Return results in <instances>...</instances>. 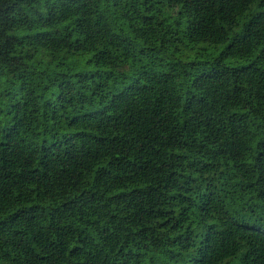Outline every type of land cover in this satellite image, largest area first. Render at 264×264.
I'll use <instances>...</instances> for the list:
<instances>
[{
	"label": "trees",
	"instance_id": "16d2710c",
	"mask_svg": "<svg viewBox=\"0 0 264 264\" xmlns=\"http://www.w3.org/2000/svg\"><path fill=\"white\" fill-rule=\"evenodd\" d=\"M0 264H264V0H0Z\"/></svg>",
	"mask_w": 264,
	"mask_h": 264
},
{
	"label": "rangeland",
	"instance_id": "374dc122",
	"mask_svg": "<svg viewBox=\"0 0 264 264\" xmlns=\"http://www.w3.org/2000/svg\"><path fill=\"white\" fill-rule=\"evenodd\" d=\"M205 47H207L208 53L211 54L212 56H215L219 53V49L215 48L214 46H211L207 43H202L201 45L198 46V49L193 50L194 52H192L191 54L186 53L187 59H189L190 61L203 60L205 57H201L198 54V52L201 51ZM238 64H242V63H238Z\"/></svg>",
	"mask_w": 264,
	"mask_h": 264
}]
</instances>
